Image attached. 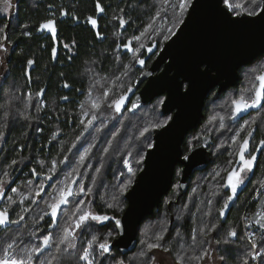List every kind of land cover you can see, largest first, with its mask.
Segmentation results:
<instances>
[{
  "label": "flooded vegetation",
  "instance_id": "af4514ba",
  "mask_svg": "<svg viewBox=\"0 0 264 264\" xmlns=\"http://www.w3.org/2000/svg\"><path fill=\"white\" fill-rule=\"evenodd\" d=\"M99 3L104 8L103 12L97 9V0H26L32 19L37 22L19 26L16 23L17 15L23 3L22 0L12 2L8 16L13 19V40L11 38L4 40L3 45L8 51L3 55L0 54V60H3L0 64V131L5 133L0 140V178L3 177L5 170L10 172V184L5 186V198L1 200V208L6 207L5 200L12 188H18L26 184L28 180L34 181L32 187L39 183L41 177L33 176L31 172L33 168H36L37 172L46 173L51 161L56 160V174L51 181L46 182L40 199H47V194L53 192V189L58 186L57 181L63 180L65 174L75 168L82 176V180H77V183H84L85 177V183L89 184L85 186L86 189L92 187V191L99 190L96 192L100 196L99 200L95 198L93 192L90 196L82 197L85 199V205L96 213L93 209L95 204L99 202L103 204L101 191L115 181L117 174L127 170L128 165L124 163L125 160L136 170L135 182L139 169L144 167V162L142 166L136 163L138 153L144 152L146 156L148 149L144 145L149 140L155 142L157 128L154 125L163 121L164 117L172 116L173 118L174 113L177 112L176 108L173 112L162 113L163 104L159 102L166 100V94L155 97L149 103L139 105L138 101V94L147 83L148 71L160 57L164 45L169 40L162 39L160 29L159 32L157 29L149 28L151 24L149 20L157 18L161 22L172 9L163 8L165 3L146 16L149 10L146 9L145 0H99ZM64 12L68 15H63ZM157 13L163 17H157ZM89 16L97 20L96 27L88 21ZM49 19L56 22L57 39L55 40L51 38L47 30H39L40 26ZM121 19L126 23L121 24ZM19 27L20 30H17ZM20 32L24 33L27 39L28 51L22 69L18 66L20 57L18 55L23 52V47L19 46L17 39ZM134 37H140V39H133ZM73 41H75L74 44ZM65 44L70 47L65 48ZM141 44L144 47H141ZM53 47L56 48L55 55L52 53ZM148 48H152V52L147 51ZM130 49H138V52L134 54ZM136 56L144 59V65L137 62ZM29 60L33 63L29 64ZM163 69L164 65L160 66L154 74L161 73ZM262 72H264V54L239 69V80L235 85L225 91H219L218 86L213 88L205 99L201 123L189 131L182 145L185 156L192 153L193 149L199 147L207 138L208 151L212 160L206 168L196 170L188 178L186 190L188 192L200 173H208L217 167L221 176H224L226 174L224 169L229 167V160L232 161L231 166H236V157L229 155L234 150L231 139L246 122L249 127L240 132V139L246 136L248 130L254 129L250 138L249 151L260 147V151L255 153L256 166L248 174L237 199L232 202L227 219L232 209L244 204L247 195L254 194L260 182L264 181V147L259 143L264 140V106L251 109L246 114L237 116L236 120L227 118L231 112V98H235L242 89L250 88L252 84L258 85L259 81L255 78ZM65 84L68 87H65ZM184 85L187 83L185 82ZM129 86H131V92L127 90ZM41 90L43 95H38ZM106 91L108 95L104 96ZM121 94L126 95L127 99L121 111L116 112L114 107L108 105L114 97ZM9 97H11L10 103ZM63 97L68 99L64 100ZM97 98L100 100L101 107L99 110H92L97 119L88 126L87 119L91 118V112L85 119L81 105L83 104L87 110L90 108V101ZM216 102L219 104L215 105L210 116L211 108ZM133 105L136 106L133 107ZM217 114L226 117L224 128L210 123L212 116ZM253 119L254 124L251 123ZM81 120L85 123L81 124ZM213 123L219 125L218 120ZM86 127L87 131H85ZM145 128L149 131L141 135ZM196 137L199 139H195ZM73 144L75 147H72ZM133 145H137L138 149L132 148ZM129 153L131 156L128 155ZM83 154L84 159L81 160L80 157ZM65 155L68 157L67 162L60 163ZM12 160H17L19 163L12 168H7ZM40 161L44 162L43 165L39 163ZM98 167H100L99 173L93 186V171ZM183 169V165L178 164L174 176L172 188H179L178 196L184 193L181 188ZM109 172L112 174L111 177L108 175ZM120 176L123 179L124 175ZM219 181V185L225 182L221 177ZM131 186L125 191L126 203V193ZM220 190H223V195L217 197V206L222 207L228 190ZM250 199L251 204H257L258 198ZM178 200L179 197L176 200H170L169 205L177 203ZM31 207L33 211L45 205L38 200L37 204H31ZM67 208L70 209L71 205ZM15 217V212L10 211V218L15 219ZM35 217L37 216L30 219ZM44 220L50 222L47 216ZM66 220V216H58L57 225L65 223ZM31 221L28 222L29 225ZM94 224L96 225L92 222L91 227ZM19 229V225H9L7 229L0 228V231L3 233L13 231V235H17ZM44 230L39 235L42 236L51 231L56 238L58 228L49 229L47 226ZM87 230L88 227H85L83 231L77 230V232L81 236ZM31 231L35 230L31 229ZM211 250L213 249H210V253H213ZM115 253L111 252L109 255L117 257ZM155 253L154 250L148 251L142 261L147 260L149 263V258L155 257L154 264H178L176 257L161 259ZM205 259H210L212 262L216 260L212 254L201 262Z\"/></svg>",
  "mask_w": 264,
  "mask_h": 264
},
{
  "label": "snow or ice",
  "instance_id": "6c2138e0",
  "mask_svg": "<svg viewBox=\"0 0 264 264\" xmlns=\"http://www.w3.org/2000/svg\"><path fill=\"white\" fill-rule=\"evenodd\" d=\"M164 2L167 3L168 0H164ZM220 2L225 6L226 15L231 14L232 16L239 18L241 16L255 17L264 14V7L261 6V4H264V0H220ZM2 3L4 4V8L2 9L4 12H7L12 7L11 0H2ZM193 3L194 0H181L178 5L181 18L173 23L172 27L167 30L168 34L163 37L165 41L176 35L175 30L179 27V25L184 24L183 16L186 13L187 9L193 6ZM250 5L251 10H249ZM96 7L100 12L104 11V8L101 7L99 0H97ZM63 15H68V13L64 12ZM88 21L93 27L97 26V20L93 19L91 16L88 17ZM120 22L121 24L126 23V21H124L123 19H121ZM148 27L151 28L152 25L150 24ZM39 30H47V32L51 34L52 39H57V28L55 20H47L40 26ZM25 34L27 35L28 33ZM97 35H99V33H97ZM4 39L7 40L6 35L4 36ZM133 39L139 40L140 37H134ZM74 43L75 41H73V44ZM130 43L131 42L129 41V44ZM124 46L128 47V45ZM64 47L68 48L70 47V45L65 44ZM141 47H144V45L141 44ZM130 50L133 51L134 54L138 52V49ZM0 51L6 53L8 49L3 44H0ZM147 51L152 52V48H148ZM52 53L53 55L56 54L55 47L52 48ZM136 60L140 65H144L145 63L144 59H140L139 56H136ZM2 63L3 60H0V64ZM28 63L32 64L33 61L29 60ZM255 79L259 81L258 85L252 84L250 88L242 89L238 96H236L235 98H231V112L227 117L228 119L236 120L237 116H239L241 113H244L249 109H256L264 106V72H262V74ZM64 86L68 87L67 84H65ZM180 87L185 92L189 91L188 85H180ZM127 90L131 92V86H129ZM38 95H43V90H41ZM107 95L108 92L106 91L104 93V96ZM62 99L67 100L68 98L63 97ZM126 99V95L121 94L118 97H114L108 106L114 107L116 112H120ZM159 103L162 105L165 103V101L161 100ZM135 106L136 105H133V107ZM100 107L101 104L99 98L91 100L90 108H88L87 110H85V106L83 104L81 105L82 115L85 117V119L88 118L91 112V118L87 119L88 126H91L92 122L97 119L95 113L92 110H99ZM225 118L226 117L224 115H213L210 123L218 120V127L224 128ZM172 119V116H168L163 121L156 123L154 127L157 129L165 128L172 121ZM80 123L84 124L85 121L81 120ZM251 123L254 124L255 120L253 119ZM248 127L249 124L248 122H246L245 125H242L236 132L235 136H233L231 139V146H234V150L233 152H230L229 155H234L236 157V166H231L232 161L229 160V167H226L224 169L226 173L224 176H221V173L219 171L215 173L216 176L221 177V179L225 181L224 183L220 184L219 187L221 189L228 190V193L224 198L223 206L218 210V214L221 217L226 215L229 210L230 204H232V202L237 199L239 191L245 185L248 174L251 173L256 166L257 155L255 153L260 151V147L249 151L250 138L252 137L254 129L248 130L246 136L240 139V132L245 131V129ZM85 131H87V127L85 128ZM148 131L149 129L145 128L141 135H144ZM4 135L5 133L3 131H0V140L3 139ZM195 139H199V137H196ZM259 143L260 146L264 147V140H261ZM72 147H75V144H73ZM144 147H146L147 149H156L158 146L155 142L149 140L144 145ZM128 155L131 156V153H129ZM189 158L190 157L188 155L183 156V159L185 161L189 160ZM80 159L83 160L84 156H81ZM144 159L145 153L140 152L138 153V159L136 163L142 166ZM67 160L68 157L67 155H65L60 163H66ZM18 163L19 161L12 160L11 164L7 165V168H12ZM39 163L43 165L44 162L40 161ZM124 163L128 165L127 172L130 174V176L127 179V182L123 185L121 189L122 191L126 190L128 186L133 183V178L136 175V170H134L132 166L128 164V161L125 160ZM139 170L142 171L143 168L141 167ZM56 171L57 161L52 160L51 165L47 169L46 173L43 171L37 172L36 168H33L31 170L33 176H40L41 179L39 183L35 185V187H32L34 184L33 180L26 181V186L28 187L27 195L24 192H20L18 188L11 189L13 193H16L20 197V205H24L26 200H29L30 204H37L38 200H40V202L45 205V208L41 210V214L37 217L35 223L38 224L40 221H43L46 216L49 217V229L53 227L58 228L56 238L54 239L51 231H48L47 234H44L42 236L39 235V233L43 231V228L28 232L27 236L29 237V239L27 241L25 240L23 234H14L10 237L6 236L3 239V247H0V264H59L61 257L65 253H69V250L76 249V242L78 240L77 230L82 231L85 227H90L92 222L101 225H104L107 222H114L116 232H109L107 234V237L103 239L96 235H92L91 239L86 242V246L83 248L82 252L78 255L79 260L83 261L84 264H100V259L103 258L105 254L111 253L112 243L110 242L109 238H114L115 234L122 233L124 225L122 224L121 219L116 218L115 216L110 217L107 214L94 213L90 210V207L85 205V199L82 197L90 196L92 194V187H88L86 189L85 185L82 182L77 183V180H82V176L76 171L75 168L72 169L71 172L65 174L63 180L57 181L58 186L53 189V192L47 194V199H40L41 194L44 193L46 182L53 179ZM96 171L99 172V169H97ZM121 175H124V173H121ZM9 180L10 172L5 170L3 172V177L0 178V200H3L5 198V185L9 182ZM92 185H95L94 178L92 180ZM216 194L217 193H213V195ZM257 198L259 202L256 205L258 210L255 213V223L260 225L261 228H264V182H260L259 187L256 190V195L253 197V199ZM7 200L9 201V206L0 208V228L4 229H7L9 225H19L21 221L24 220L25 215L32 211V208L30 206L22 207L21 210L16 213L17 219H11L10 206L12 204H16L17 201L14 200L12 196H8ZM208 203L211 204V200H209ZM69 205H71L70 209L67 208V206ZM114 206L119 207L120 205H113L111 203L107 205V207L109 208H112ZM207 214L210 215L211 213L209 212ZM58 216L67 217V220L63 225H57ZM245 219H247V217H245ZM248 227L249 225H245V235L239 237L240 239H246L248 241V247L252 249V251H247L245 255L251 257V259L253 260H255L257 256H259L260 259L264 261V253L257 251V249H259L260 247H264V237H261V243L258 244L255 238V233H253L252 235H248ZM215 230L216 225H213L210 229H208V232L204 233V235H207L211 231ZM177 235H179L178 232ZM232 238H238V232L235 227H232L228 230L223 241L216 240L215 243L229 244ZM163 239L164 234L163 231H161L160 233L155 235L153 242L147 243V249L149 251L154 249H160L164 252L172 251L170 247L165 246L163 243H161ZM192 239L193 241H195L196 237L193 236ZM46 249L49 251L46 252ZM41 254H43V256ZM145 255L146 253H141V256ZM208 255L209 252L207 249H205L200 255H197L195 259L197 261H201ZM177 256L179 258L178 264H184V258L179 257V253H177ZM219 259L226 264V256L222 255L219 257ZM154 261L155 257L149 258V264H154ZM115 264H125V261L123 259L117 260ZM242 264H249L248 259H244L242 261Z\"/></svg>",
  "mask_w": 264,
  "mask_h": 264
},
{
  "label": "water",
  "instance_id": "95a60500",
  "mask_svg": "<svg viewBox=\"0 0 264 264\" xmlns=\"http://www.w3.org/2000/svg\"><path fill=\"white\" fill-rule=\"evenodd\" d=\"M225 13L220 0H194L184 24L166 42L146 75L147 83L138 94L139 105L166 94L162 113L176 108L177 112L167 127L155 130L158 147L148 149L143 170L126 193L127 207L118 217L124 225L123 231L112 241V247L123 254L136 248L139 226L160 208L163 197L169 194L177 165L184 167L181 188L185 193L188 178L211 163L207 138L188 154L187 161L183 159L182 149L189 131L201 123L208 93L217 86L219 91H225L235 85L239 69L264 54V14L237 18ZM162 65L164 69L155 75ZM185 82L188 92L180 87ZM231 206L225 216H220L223 222ZM257 210L255 206L250 224L264 233V228L255 223Z\"/></svg>",
  "mask_w": 264,
  "mask_h": 264
},
{
  "label": "rangeland",
  "instance_id": "374dc122",
  "mask_svg": "<svg viewBox=\"0 0 264 264\" xmlns=\"http://www.w3.org/2000/svg\"><path fill=\"white\" fill-rule=\"evenodd\" d=\"M12 2H13V0H11V4H12ZM180 2H181V0H171V1H168L164 5L163 8H171L172 10H171L170 13L167 14L166 18H162L161 22H160V19L158 20L157 18H153V19L149 20L151 25H152L151 28L157 29V31H159V29H160V31L162 33V39H163V37L165 35L168 34L167 30L172 27V24L175 23L178 19L181 18L180 17V13H179V7H178ZM261 6H262V4H261ZM249 10H251L250 7H249ZM187 11H188V9H187ZM187 11H186V13H187ZM10 12H11L10 9L7 12L3 11V13L5 15H9ZM186 13L184 14L183 18L185 17ZM157 17H163V16H159V14H158ZM16 23H18V22H16ZM5 29H6V25H4L2 27V30H0V31H2L3 35H4V32H5ZM2 36L0 35V42L3 44L4 43V38ZM0 54L3 55L4 52H2ZM8 102L9 103L11 102V97H9ZM220 103H223V101H220ZM217 104H219V102L214 103V105L212 106L211 112H210V116L212 115V111L215 109V105H217ZM166 118L167 117H164L163 120L166 119ZM211 124H213L214 126L218 127V125L216 123L211 122ZM132 148L137 150L138 146L137 145H133ZM130 152H132V150ZM82 156H84V154ZM99 168L100 167H98V169ZM96 170L93 171L94 179L97 178L98 173H99ZM218 171L219 170L217 169V167H214L213 169H211V171L208 172L209 174L208 173H205V174L200 173L199 175H197L196 178L194 179L193 183H192V188H191L189 194L185 197V200L183 202H180V204L177 207L174 208V210L172 212V215H175V223L174 224H175L176 229H175V231L173 233L170 232L171 233L170 235H172L174 237V239H176L177 237H181L180 234L177 235V228H179V223L181 222V219H182L183 215H187V217L191 216V215L195 216L196 220H194V231L193 232H194V234H195L194 236L196 238L200 234H204L205 232H207L208 229H210L213 225H216V230L215 231H211V233L220 230L221 225H220L219 221L222 220V219H221V217L218 214V210L221 207L217 206V200H218L219 197H221L223 195V190H220L221 188L219 187V182H220L219 179H220V177L215 175V173L218 172ZM86 173H87V171H86ZM121 173L117 174V176L115 178V181L113 183L107 185L101 191V196L103 197V205H104V207L107 208V209H111L113 211H116V213L124 211V208H125V206H124V204H125V201H124L125 191L133 184L132 183L130 186H128V188L126 190L122 191L121 189H122L123 185L127 182V179L129 178L130 174L127 172V170H125L124 177L122 175V177H123V179H122L121 176H120ZM85 181H86V178L84 177V183H83L84 185H85ZM121 181H122V183L120 184ZM133 182H134V178H133ZM9 184H10V182L6 183L5 186H8ZM25 185L26 184H23V185L19 186L18 189H19L20 192H24L27 195L28 187H26ZM177 189L179 190L178 187L176 188V190ZM213 193H217V194L213 195ZM174 194L176 195V193H174ZM8 196H12L13 199L17 201L16 204H12L10 206V211L13 210V212H15V214L17 212H19L22 207H28V206L31 207L30 203H26V202H28V200L25 201L24 205H20L19 204L20 197L16 193H13L12 191L9 193ZM170 200H176V199L168 198L165 210H167V204L169 205ZM209 200H211V204L208 203ZM109 203H111L113 205L119 204L120 206L119 207H115L114 206L112 208H109V207H107V205ZM202 204H204V209H206V211L204 213V217L203 216H199V218H198V212H199V210L201 208L199 206L202 205ZM194 205H196L198 207H192ZM5 206L6 207L9 206V201L7 200V198L5 200ZM44 208L45 207H41V209H34L32 211V213H31L30 217H34L35 215L39 216L41 214V210L44 209ZM165 210L163 211V213L161 215H159L158 219L147 221V222H145L143 224L142 233H141V235H142V244H143V242L147 243V242H150L151 239H154V236L156 235V231H158V233H160L161 230L163 229V227H164V231H165L163 234L165 235V234L168 233V230L170 229V226H172V224H170V222H171V217L170 216L171 215L167 214V212ZM190 212H192V213H190ZM209 212L211 213L210 215L207 214ZM244 212H245V209L243 208L242 212L240 213V221L237 224V228H239V230L236 228L238 233H239V235H241L240 228H242V217L244 216ZM172 218H174V217H172ZM15 219H17V216L15 217ZM24 219H26V215H25ZM63 224H61V225H63ZM230 228H232L231 225L228 226V230ZM172 229H173V227H172ZM7 232L8 231H5L0 236V247H3V239L6 236L10 237V236L13 235V231L10 232V233H7ZM109 232L110 231L105 233V237H107V234ZM17 235H20V230L18 231ZM92 235H96L98 237H101L102 232L101 231H97V226L96 227H93V226L92 227L91 226L88 227L87 232L85 231L83 234H81V236H80L79 232H77L78 240L76 242V249L74 250V251H78L77 257L82 252L83 248L86 246V242L91 239ZM79 236H80V238H79ZM225 237L226 236H224V239H225ZM192 238L188 239V241H185V242H184V240L183 241L178 240V242L181 243V244L179 245L180 246L179 249H177V250L174 249L173 250V253L175 255L170 253V252H164V251H162L160 249H154V251L156 252L155 254H157V257H159L161 259H167L168 257H169L168 259H170V256L171 257H175L176 256V258L179 260V258L177 256V253H179V257H183L184 258V264H225V262H222L219 259L220 256H222V255L225 256V255L222 254V252L221 253L218 252L217 247L214 244L209 245L211 242L207 241L208 243L207 242L203 243L205 247L194 246V243H196V242L193 241ZM240 240L241 239H239V240H237L235 242V240L231 239V242L229 244H231L232 246L236 247L235 256H233L234 258H233V262L232 263L229 262L228 261L229 259H228V260H226V264H242V261L244 259H248L249 264H254V262L251 259V257H248V256L245 255V253L247 252L248 248L245 245L240 244ZM168 243H169V240L165 244L168 245ZM208 245H209L210 249H213V250H211V251H213V253H210V249H208L209 255L212 254V256L216 260L213 261V262L210 259H205L203 262L197 261L195 259V257L197 255H200L207 248ZM148 251L149 250L145 246V248L143 250L141 249V250H139L137 252H134L129 257L131 258L132 262L135 261V262L140 264L141 262H144L142 260L148 254ZM112 252H114V251H112ZM142 252L146 253V255L145 256H141ZM105 257H108V259H109V260L107 259V261L109 262L108 264H115L116 260H115L114 257H112V256H110L108 254H105ZM101 259H100V264H105V262L102 263ZM260 260H259V264H264V261H262V260L260 261ZM78 262L84 264V262L80 261L79 258H78ZM145 262H147V260Z\"/></svg>",
  "mask_w": 264,
  "mask_h": 264
},
{
  "label": "trees",
  "instance_id": "16d2710c",
  "mask_svg": "<svg viewBox=\"0 0 264 264\" xmlns=\"http://www.w3.org/2000/svg\"><path fill=\"white\" fill-rule=\"evenodd\" d=\"M145 2H146V9L149 10V13L147 12L146 13V16H148L150 14V12L152 13L153 9L160 8V7H162L163 4H165L164 0H145ZM22 3L23 4L20 7L19 12H18V15H17V22H18L17 24H19V26H22V25H24L26 23L35 24L37 22V20L34 21V19H32L31 13L28 10V7L26 5V0H22ZM249 7L251 8V5ZM3 8H4V4L2 3V0H0V30H2V27L4 25H6V29H5L4 35L2 34V31H0V35L1 36L3 35L2 36L3 38L6 35L8 40L10 38L13 40V23H12L13 22V19L10 20L9 19L10 17L8 15H5L3 13V10H2ZM4 15L6 17H3ZM8 25H10L9 29H7ZM17 30H20V27L17 28ZM17 39H18V42H19V46L21 48L23 47V52L19 53V55H18V57L20 56L19 57L18 66H21V69H22V67H23V65L25 63V58H26L27 53H28V51H27V45H26V40L27 39H26L24 33H21V32L19 33V36H17ZM21 63H22V65H21ZM35 141H36V139H35ZM108 175H109V177H111L112 174L109 172ZM108 175H107V177H108ZM176 179H177V177H176ZM86 185H89V184L88 183H85V186ZM92 192L94 193L95 198L99 200L100 199V196H98L97 193H96V192H99V190L98 191H92ZM179 192L180 191L178 189L176 190V188H172L170 190L169 194L166 195L165 197H163L160 208L158 210H156L153 215L148 216V217L145 218V220L143 221V223L139 226L137 246H136V248L133 251L128 252L126 254H123V253L119 252L116 248L112 247V251H114V252L117 253V257H114L116 261L118 259H123L125 262H127V264H139V263H137L135 261L132 262V260H131V258L129 256L132 255L134 252H137V251H139L141 249L143 250L145 248V246L147 245V243H150V242H153L154 241V239H151L150 242H147V243H144L143 242V244H142V235H141V233H142L143 224L145 222H147V221H151V220L158 219L159 215H161L163 213V211L165 210V207H166V203H167V199L168 198L177 199L179 197V200L177 201V203L174 202L171 205H168L167 204V210H165V211L167 212V214H170L171 215L170 216L171 217L170 224H172V226H170V229L168 230V233L164 235V239H163V241H161V243H163L165 246L170 247L172 249V251H170V253L174 254L173 253V250L174 249L177 250V249L180 248L179 245L181 243H179L178 240H181V241L184 240V242H185V241H188V239L192 238L195 235L194 232H193L194 231V220H196L194 215H191V216H188V217H187V215H183V217L181 219V222L179 223V228H177V232L181 235V237H177L176 239H174V237L172 235H170L176 229L175 224H174L175 223V215H172V212H173L174 208L177 207L180 204V202H183L185 200V197L189 194L190 191H188L186 193H182V194H180L178 196ZM174 193H176V195ZM252 195H253V193L252 194L251 193L248 194L247 197L244 200V204H242L239 207L233 208L232 209V212H231V214L229 216V218L226 219L225 222H223L222 220L219 221L220 222V225H221V228H220L219 231L212 232V233L210 232L207 235L200 234L195 239V242L196 243H194V246L205 247L203 243H205L207 241H210L211 243L209 245L214 244L217 247L218 252H220V253L222 252V254H224L227 257V260L229 259L228 261L232 263L233 262V258H234L233 256H235L236 247L235 246H232L231 244H224V243L216 244L215 241L216 240H221V241L224 240V236H226V234H227L228 226L229 225H231L232 227L237 228V224L240 221V213L242 212V209L243 208L244 209H250L251 214L253 213L256 205L251 204V199L250 198L252 197ZM26 203H30V202L28 201ZM124 206H127L126 201H125ZM192 207H198V206L194 205ZM199 207H201V208H200V210L198 212V218H199V216H203L204 217V213L206 211V209H204V204L200 205ZM93 209L98 214H107L110 217L111 216L119 217L123 213V211L122 212H119V213H116V211H113L111 209H107L100 202L99 203H96L95 204V207ZM31 213H32V211L29 212L28 214H26V219H24L19 224V226H20V229H19L20 230V235L23 234L26 241L29 239V237L27 236V233L30 232L31 229L32 230L33 229L34 230H38L40 228H43V231L40 232V233H43L45 231L44 228H46L48 226V224H47L48 222L45 221V220L40 221L38 224L35 223V220L37 219L38 216L35 217L34 219H30ZM190 213H192V212H190ZM172 217H174V218H172ZM29 221H31V225H29V223H28ZM96 225H97V231H101L102 232V235L100 237L101 239L105 238V233H107L108 231L113 232V233L116 232L114 222H107L104 225H101V224L100 225L99 224H96ZM96 225L94 224L93 227H96ZM29 227H31V229ZM172 227H173V229H172ZM237 229L239 230V228H237ZM161 231H163V233L165 232L164 231V227H163V229ZM242 232H243L242 231V228H240L241 235H239V233H238V238H232V239L235 240V242L237 240H239L240 239L239 237L244 236V234ZM2 233H3V231H0V235ZM156 234H158V231H156ZM116 236H117V234L114 235V238ZM114 238H109L111 243H112V241H113ZM154 238H155V236H154ZM168 240H169V243L170 244L168 243V245H167L165 243ZM240 244L245 245L248 248V250L250 249L248 247V241L246 239H241L240 240ZM209 245L206 248L207 250L210 249L209 248ZM47 251H49V250L46 249V252ZM249 251H252V249H250ZM259 251L261 253H264V248L263 247H260L259 248ZM77 253H78V251L69 250V253H65L61 257L59 264H83V263H79L78 262ZM107 259H108V257H105L104 256L101 259L102 260V263L105 262V264H108L109 262L107 261ZM259 260H260V258H259ZM253 262H254V264H257V262H255V260H253ZM140 264H149V263L148 262H141Z\"/></svg>",
  "mask_w": 264,
  "mask_h": 264
},
{
  "label": "built area",
  "instance_id": "2783aa9c",
  "mask_svg": "<svg viewBox=\"0 0 264 264\" xmlns=\"http://www.w3.org/2000/svg\"><path fill=\"white\" fill-rule=\"evenodd\" d=\"M255 195H256V192L252 195V198ZM251 215L252 214L250 212V209H245L244 216L242 217V231H243V234L245 235V231H246L245 225H249V227L247 228L248 235H252L253 233H255V238L257 240V243L259 244L261 243V237H264V233H262L259 229L251 226L250 224ZM245 217H247V219H245ZM257 251L260 252L259 249H257ZM255 262L259 264V256H257V258L255 259Z\"/></svg>",
  "mask_w": 264,
  "mask_h": 264
}]
</instances>
